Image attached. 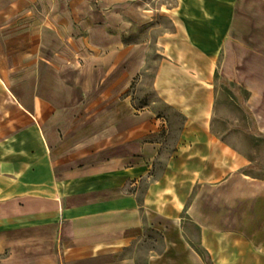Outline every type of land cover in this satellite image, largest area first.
Returning a JSON list of instances; mask_svg holds the SVG:
<instances>
[{
	"label": "crops",
	"instance_id": "0c3cea01",
	"mask_svg": "<svg viewBox=\"0 0 264 264\" xmlns=\"http://www.w3.org/2000/svg\"><path fill=\"white\" fill-rule=\"evenodd\" d=\"M153 1L169 28L152 89L184 117L159 173L152 142L124 162L66 169L58 157L93 151L89 121H146L127 96L150 71L146 43L125 40L122 15L91 7L74 27L66 1L0 0V264H264V175L214 128L218 58L247 57L253 25L264 47V0ZM131 3L119 9L151 17ZM241 83L264 130V92Z\"/></svg>",
	"mask_w": 264,
	"mask_h": 264
},
{
	"label": "rangeland",
	"instance_id": "374dc122",
	"mask_svg": "<svg viewBox=\"0 0 264 264\" xmlns=\"http://www.w3.org/2000/svg\"><path fill=\"white\" fill-rule=\"evenodd\" d=\"M12 1V0H7ZM32 2L33 0H26ZM66 1L68 7H73V23L79 24L78 19L85 16L88 8H94L99 15L105 17L121 16L124 27V38L128 42H144L147 51L143 55V64L148 66L150 71L147 73V79L143 83L141 90H138L137 82L134 83L132 89L127 96L132 102V106L137 110L147 107L149 111L146 121L135 125V120L125 119L120 121H98L88 122V136H83V140L88 141V148L93 149L92 152H72L58 154L59 161L63 167L68 169L70 166L74 169L76 166H85L88 164L103 165L108 162H124L133 156L138 155L140 146L145 142H152L160 145V157L156 161L155 173H159L164 165L166 158L174 150L178 141L179 134L183 127L184 117L173 112L170 108L158 104L154 91L152 89V81L154 73L160 63L162 53L157 44L158 35L169 28L166 23V15L164 10L160 9L153 0H55ZM151 4H147L148 2ZM132 2L142 7L150 8L151 17L141 20L133 13L128 15L127 9L121 11L119 5ZM146 2V3H145ZM77 5H83V13H78L75 9ZM90 6V7H88ZM141 11L142 8H141ZM118 13H120L118 15ZM144 13V12H143ZM257 25L250 27L249 40L243 36L233 33L234 48H239L241 42H248L249 55L245 58L231 57L227 66L225 58L222 56L217 61V73L214 78L216 87V102L214 115V128L220 136L234 141V144L241 150L246 152L251 163L250 170L255 173L264 175V130H261L260 124L256 120V116L247 104L250 96L244 84L249 81L254 86V94L257 96L259 90L255 81L261 79L262 73H258L257 55L264 51L263 43L256 41L253 30H257ZM236 45V46H235ZM262 60V59H261ZM243 62L244 69L247 64L250 70L244 74L238 73V81L230 79L231 70H241ZM262 63V62H261ZM262 65V64H261ZM262 68V66H261ZM227 69V70H226ZM252 95V96H253ZM132 112L135 113L134 110ZM138 113V112H136ZM79 140V137H73ZM207 264H210L207 262Z\"/></svg>",
	"mask_w": 264,
	"mask_h": 264
}]
</instances>
